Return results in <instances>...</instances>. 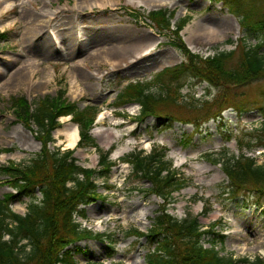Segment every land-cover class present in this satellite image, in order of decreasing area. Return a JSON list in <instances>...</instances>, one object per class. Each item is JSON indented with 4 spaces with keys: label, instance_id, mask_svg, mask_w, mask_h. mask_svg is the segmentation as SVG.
<instances>
[{
    "label": "rangeland",
    "instance_id": "obj_1",
    "mask_svg": "<svg viewBox=\"0 0 264 264\" xmlns=\"http://www.w3.org/2000/svg\"><path fill=\"white\" fill-rule=\"evenodd\" d=\"M7 1L0 2V33H5L0 37V165L8 160L28 159L40 148L34 134L16 122L7 101L11 95H23L34 102L46 94L55 95L57 90L65 87L66 96L77 102L79 108L90 104L104 112L102 118L94 121L90 132L103 149L114 145L110 157L116 165L111 170L108 183L115 184L116 188L107 189L103 178L95 177L97 191L106 198L81 205L83 217L77 215L75 218L82 227L95 232H114L117 238L115 255L107 256L106 240L86 238L70 245L78 264H146L145 240L141 238L136 243L135 236L124 232L130 227L145 231L161 200L155 195L145 196L141 192L127 190L134 183L141 187H147L148 183L144 180L127 181L130 165L121 162L120 158L135 149L148 150L153 145L166 146L167 157L173 166L190 178L187 187L174 193L169 211L178 217L187 213L197 215L203 226L220 220L215 231L223 235L222 243H216L222 255L232 254L233 258L264 256V214L260 209L244 207L223 197L221 187L226 185L227 177L219 164L201 157L206 151L217 152L227 148L228 153L237 154L242 148V152L254 153L258 163H264V151L256 154L264 150V76L228 89L211 86L189 76L180 77L171 85L180 92L179 100L159 107V116L137 121L138 104L114 105L118 92L129 81L137 80L135 75L128 68L111 71L109 65L115 60L104 61L112 57L126 61L138 55L143 48L136 36H130L131 31L126 28L130 22L127 17L123 22L126 14L122 9L81 13L87 9L83 2L79 3L80 0ZM174 1L178 8L172 22L183 16L190 18L187 22L190 32H185L184 38L193 52L206 56L236 47V53L231 57V61H236L243 42H257V38L236 23L237 19L232 20V16L236 18L232 8L239 5L236 0H219L232 13L216 0ZM261 3L264 5L263 0ZM125 4L118 2L113 6ZM182 6L188 12L180 13ZM76 9L78 13L74 11ZM85 15L91 17L86 20L87 29L83 22ZM49 17H57V24H53L49 31H43L39 27ZM70 18L71 21H66ZM211 30L214 37L209 34ZM196 31L203 33L201 40L193 36ZM38 34L40 36L36 38ZM96 35L109 40H97ZM101 41L110 44L103 45ZM124 45H131L128 56L124 54ZM180 59L182 57L168 47L154 51L141 63L148 65L138 72L143 73L139 80L146 82L152 93H165L166 88L159 82L155 83L153 76L162 66ZM72 78L76 79L78 86L71 83ZM216 101L222 102L223 111L220 117L215 118L213 113L218 111ZM192 105L196 107L190 108ZM195 109L200 113L194 112ZM120 112L127 115L121 116ZM69 123L68 117L60 120V126L52 133L55 142L50 144L51 148H64L62 130ZM197 123L198 130L194 131ZM255 141L260 144L248 149L246 144ZM12 147L11 151L5 150ZM74 156L82 166L97 167V154L93 147H77ZM5 179V175L0 174V197L10 190ZM205 202L211 204V209L203 214ZM12 209L18 213L25 212V201L13 202ZM139 211H142L139 214L146 215L145 219L136 220ZM97 220L101 222L98 224ZM76 247L83 252H76Z\"/></svg>",
    "mask_w": 264,
    "mask_h": 264
},
{
    "label": "trees",
    "instance_id": "obj_2",
    "mask_svg": "<svg viewBox=\"0 0 264 264\" xmlns=\"http://www.w3.org/2000/svg\"><path fill=\"white\" fill-rule=\"evenodd\" d=\"M236 1L239 5L234 8V12L240 25L257 38L255 44L243 42L240 45L236 61H231L236 50L220 51L206 57L190 53L178 34L183 25L179 23L172 30L175 37L169 44L184 59L177 65L166 67L157 75V81L166 87V93L154 95L145 91V84L136 83L125 88L118 96L116 105L139 102L141 110L137 119L140 120L149 114H156L158 107L165 105L167 99H175L179 95L170 86L182 75H190L222 89L241 86L264 76V5L261 0ZM149 17L157 28L169 29L172 13L166 16L159 10L149 13ZM63 95L64 91L60 90L54 97L45 96L35 102L34 107L24 97L10 98L16 118L30 130H33L31 125L35 124L36 138L41 143V149L27 163L11 162L0 166V173L7 176V185L14 189V192L5 193L0 199V264H77L69 245L85 237L102 240L106 236L109 241L107 255L114 252L116 238L113 233L94 234L89 230L79 229L78 223L73 219V213H80V204L104 199L96 191L97 183L93 176L96 173L107 180L114 163L108 159L109 151L101 149L87 131L94 119L95 108L79 109L76 103ZM219 102L216 101L215 104ZM62 115H71V120L78 123V146L95 147L99 156L98 170L80 166L73 156V150L48 147L53 141L51 131L59 125L56 118ZM164 156V149L155 147L149 154L144 155L140 151L122 158L131 165L129 178L133 181L148 179L151 186L142 191L145 194L155 193L163 200L147 232L136 229L126 232L127 235L145 238L143 246L147 250L146 263L264 264V258L260 257L249 259L220 255L216 243L223 236L213 230L214 224L202 229L196 216L186 214L178 218L168 211L167 205L173 200L172 193L188 182L184 176H177ZM207 156L212 162L220 163L227 175L228 184L224 193L229 198L244 202L245 206H264V163L257 164L253 158L243 154L227 155L224 149ZM68 182L71 184L68 185ZM105 185L109 189L114 188L110 184ZM132 189L136 187L133 186ZM24 199L26 213L21 215L14 212L11 209L12 202ZM262 213L264 214V207ZM206 243L209 244L206 246ZM75 251L81 252V249L76 247Z\"/></svg>",
    "mask_w": 264,
    "mask_h": 264
},
{
    "label": "crops",
    "instance_id": "obj_3",
    "mask_svg": "<svg viewBox=\"0 0 264 264\" xmlns=\"http://www.w3.org/2000/svg\"><path fill=\"white\" fill-rule=\"evenodd\" d=\"M121 0H86L85 1V5L86 7H90V6H93V5H100V6H105L107 5L108 3L110 2H114V3H118L120 2ZM128 1V0H127ZM125 1V2H127ZM111 15V14H110ZM123 22H126V18L125 20H123ZM130 22V25L131 27L134 29L132 30V28L130 27L129 24H127V27L128 29H130L133 33V36H136L137 37V41L139 42L138 44H141V45H144L145 46V49H151L156 43H157V37L155 35H153L145 26L143 25H140L139 27L134 25V24H131V21L129 20ZM148 51H144L142 52L141 54L139 55H143L145 53H147ZM138 56H135L134 59H137ZM110 60H115L113 61L112 64H110L111 66L110 67H114V68H121L123 67L124 63L123 62H126V61H122V60H118L116 58H109L107 59L106 61H110Z\"/></svg>",
    "mask_w": 264,
    "mask_h": 264
},
{
    "label": "bare ground",
    "instance_id": "obj_4",
    "mask_svg": "<svg viewBox=\"0 0 264 264\" xmlns=\"http://www.w3.org/2000/svg\"><path fill=\"white\" fill-rule=\"evenodd\" d=\"M189 28L188 26L185 28V30L187 31ZM128 30V28H127ZM130 30V29H129ZM131 31V30H130ZM132 32V31H131ZM209 34L211 35V37H214V32L211 30L209 32ZM195 35V36H194ZM201 35H203V33H200L199 31H196L195 34L193 33V36L198 39V40H201L202 38L200 37ZM130 36H133V33H131ZM191 36H192V32H191ZM71 83L74 85V86H78L77 84V81L75 78H72L71 80ZM103 114L104 112H100L98 114V118H102L103 117ZM62 133L64 135V145L66 147H72L74 146L77 138H78V129H77V126L73 123H69L67 124L66 126L63 127V130H62ZM96 133V132H95ZM139 213H142V211H139L138 214H136V220H141V219H145L146 218V215L145 214H139ZM106 219V218H105ZM100 221L97 220V223H99ZM104 264H107V263H104Z\"/></svg>",
    "mask_w": 264,
    "mask_h": 264
}]
</instances>
